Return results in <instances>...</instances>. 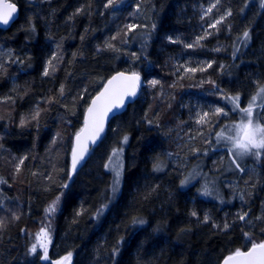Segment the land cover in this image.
I'll return each instance as SVG.
<instances>
[{
  "label": "trees",
  "instance_id": "obj_1",
  "mask_svg": "<svg viewBox=\"0 0 264 264\" xmlns=\"http://www.w3.org/2000/svg\"><path fill=\"white\" fill-rule=\"evenodd\" d=\"M8 1L19 13L0 30V192L7 194L6 206L0 200V264H52L69 252L72 264H221L248 248L245 233L264 242V159H245L240 171L216 137H228L242 107L264 87V0H115L109 8L106 0ZM182 64L206 68L196 72L202 92L183 85L190 72ZM118 71L142 74V91L73 173L70 150L85 109ZM237 95L238 108L228 99ZM182 107H199L200 116L181 121ZM175 119L190 132L182 159L175 144L185 135ZM117 147L124 167L113 195L105 164ZM60 193L50 261L42 262L23 234Z\"/></svg>",
  "mask_w": 264,
  "mask_h": 264
},
{
  "label": "snow or ice",
  "instance_id": "obj_2",
  "mask_svg": "<svg viewBox=\"0 0 264 264\" xmlns=\"http://www.w3.org/2000/svg\"><path fill=\"white\" fill-rule=\"evenodd\" d=\"M219 2V0H217ZM115 3V0H106V3L104 4L105 8L112 7ZM215 7V5H213ZM17 11L16 7L13 4H3L0 6V23L7 25L11 18H13V13ZM81 11L80 9H77V12ZM209 12L212 11V8L208 9ZM232 13L231 11H228L224 16H222L220 19L216 20L210 27L215 28L218 24L223 23L224 19H226L227 16H230ZM128 28V31H133L136 25H126ZM32 31H35V28H32ZM210 33H205V36L198 37L196 44H199L200 40L204 39L207 35ZM249 38V31L245 30L242 34L241 41H247ZM112 39H116V37H112ZM169 42H177L176 40H173V38L169 37ZM111 47V45H108ZM194 44H185V47L192 48L194 47ZM99 50V49H98ZM220 49L217 48L216 51H219ZM239 49L237 48L236 51ZM235 56V53H234ZM56 57L53 56V59ZM22 62V61H21ZM52 60H49L44 68L43 75L47 76L49 75V66H51ZM212 64L208 63L207 67H211ZM184 72H190L195 73L197 71H205L206 68L204 67H185L183 64L181 65ZM224 66L221 65V68ZM153 86L157 85L159 82L157 80H152L150 82ZM115 85V87H114ZM140 86V76L139 74L133 72L130 75H126L123 72L117 73L114 75L110 80L107 82V86L104 88L103 91H101L95 98L91 100V104L87 107L85 120H84V126L75 134L74 137V145L72 147V172L75 173L77 170L78 165L81 164V162L85 159L86 154L89 151V144H95L96 140L99 138L100 133L104 129V119L105 117L110 113L113 112L114 109H120L124 106L126 98L129 97H135L137 95V89ZM60 95H64V85L62 84L60 86ZM261 92H264V87L260 89ZM259 95V94H258ZM83 98V97H81ZM228 99L231 100L232 104L235 107H239V100L240 97L232 96L228 97ZM256 97H253V100H255ZM51 102V101H49ZM222 109L220 107H217L215 109L216 113H220ZM241 111L244 113L245 116H247L248 120L247 123H244L243 121L240 124H237L234 128L235 136H228L225 137L223 131L216 133L217 140H225L227 139L230 143V147L227 149L228 156L231 159V163L236 166V168L240 171H243V169L240 166L239 159L243 158L244 156H247L249 154L255 155L256 157L261 156L260 151L252 152V149H262L264 148V127H261L259 122L254 123L253 122V110H252V104L250 103L246 108L241 109ZM39 110L36 111L35 115L33 116V119H36L39 117ZM209 115L208 112L203 113V115L196 121L197 124H200L207 116ZM21 123L23 124L24 121L22 120ZM128 137L124 136L122 143H127ZM53 143H55V140H53ZM123 149L122 148H114L112 150L111 155L108 158V163L105 164L106 170H111L115 173V179L112 186V191L115 194V192L118 190L119 185V179L121 176V155H122ZM23 164V159L20 160L19 164L16 166L17 172L20 170V165ZM161 166L159 164L155 165L156 170H159ZM71 178V177H69ZM0 183H3L2 180H0ZM187 183V178L185 180L181 181V185ZM65 188L68 187L67 184L63 185ZM204 195H208V188L207 186L204 187L203 190ZM63 193H60L56 196V198L51 202V204L45 209V213L47 216H51L56 210L57 205L60 202L61 196ZM241 199H243V196H241ZM106 207V206H105ZM103 207L98 210L97 217L102 214ZM81 213L78 212L77 215H80ZM192 215H196V213H192ZM248 214L245 212L244 214L239 216V219L241 221H245V218ZM18 219L19 217H15ZM209 217H204V222H208ZM259 219V218H258ZM134 224H143V219H133ZM216 227V225H213ZM4 227V224L2 221H0V229ZM224 229L227 230L229 228V224H224ZM245 237H248V234L245 233ZM35 243H33L30 248L29 252L35 254L37 252V247L41 248L43 250V256L41 257L44 260H48V254H47V247L48 242L50 241V235H49V227L46 226L44 228H41L40 231L35 236ZM119 243V242H118ZM119 251L118 248L113 250V255L117 254ZM72 256V253L69 252L67 256L63 257L60 261L55 262V264H68ZM224 264H264V242L261 243H255L252 242V247L247 252H241L240 250H237L233 256L228 257Z\"/></svg>",
  "mask_w": 264,
  "mask_h": 264
},
{
  "label": "rangeland",
  "instance_id": "obj_3",
  "mask_svg": "<svg viewBox=\"0 0 264 264\" xmlns=\"http://www.w3.org/2000/svg\"><path fill=\"white\" fill-rule=\"evenodd\" d=\"M196 66H200V63L197 64ZM182 78H183V85H189V87H191V88H193L195 90H198V91L203 90L202 87H204V86H199V81L201 80V78L198 77V75H197L196 72L195 73H189L186 77L184 76ZM178 81H179V79H178ZM160 87H161V90H159V91L161 92V91L164 90V88H163V86H160ZM183 88H184V86H183ZM183 88L182 87H179L178 89H183ZM210 88H212V86L211 87H209V86L207 87L206 86V89H209V91L211 90ZM260 89L253 96V97H256V99L253 100V97H252L251 100L248 101L242 107V109L243 108H246L251 103L252 104V110H253V122L254 123L259 122L260 125H261V127H264V111L262 113L259 112V110L261 108L264 110V92H261ZM181 110H183L182 117H180L181 121H183L185 119L188 120V117L190 119V117H193V116L195 118H198L200 116L199 107H193V108L182 107ZM247 120H248L247 116H245L244 113L241 112L240 119L238 120V122L235 123L233 129L231 130V133L228 136H230V135L231 136H235V134H236L235 131H234L235 126L237 124H240L242 121L244 123H247ZM175 122L178 123V124H180V126H182V128L184 127L181 124V122H179L178 120L175 119ZM185 122H188V121H185ZM181 131H182L183 135H185V138L184 139L182 138L183 140L180 139V141H178L175 144V152L177 151L178 152V155H179L176 159H178V158L182 159V157H183L182 155H184L185 152H188L189 148L191 147V144H190L191 138H187L186 139V137H189L190 136V132L188 130H184V128ZM219 142L221 143V141H218V143ZM224 143L226 144L225 148H227V149L231 146L227 139L224 140ZM220 151H221V153L223 152V150H220ZM256 151H260L261 152V156L260 157H256L255 155L249 154L247 156H244L243 158H240L239 159V162H242L245 159H249V160L253 161L254 165L260 164L261 163V160L264 159V148H262V149H252V152H256ZM229 160L231 161L230 158H229ZM186 161H187V159H186ZM106 163H108V160L106 161ZM123 167H124V153L122 152V155H121V169H120L121 176H120V179H119L118 190L115 192V194L112 191V194L113 195H116L119 192V190H120V187H121V184H122V177H123ZM107 171L109 172V176L111 177L112 186H113V182H114V179H115V173L113 171H111V170H107ZM70 177L71 178H69V180L66 182L67 185H69V183L71 182V179H72L73 176H70ZM112 186H111V188H112ZM186 186H187V184L184 185V187H186ZM1 189H2V186H0V190ZM6 197H7V194L0 192V200L3 202L4 206H6L5 203L7 202L6 201ZM60 204H61V199H60L59 204L57 205V210L50 217L47 216L46 213H45V215L43 214V217H41L39 219L31 220L29 222L28 228H25V229H27L26 230L27 232L23 234V236H26L25 237V241L28 244V248H30V246L33 243L36 242L35 241V236L40 231V229L48 226L49 227V235H50V241L48 242V247H47V254H48L49 248H50L51 243H52V226H51V222L58 215L59 210H60V206H61ZM12 208H14V206ZM6 210H9V206H7V209ZM0 221L3 222V220H1V219H0ZM3 224H4V222H3ZM252 242L261 243L260 241H257L255 239L251 238L250 235H248V237H245L244 236V243L248 247L252 246ZM36 253H39L40 260L42 262L50 261L49 258H48V260H44V259L41 258L43 256V250L41 248H39V246L37 247V252ZM65 256H67V255H64L61 258L53 261L52 264H55V262L60 261ZM72 259H73V255L71 256V259L68 262V264H72Z\"/></svg>",
  "mask_w": 264,
  "mask_h": 264
},
{
  "label": "water",
  "instance_id": "obj_4",
  "mask_svg": "<svg viewBox=\"0 0 264 264\" xmlns=\"http://www.w3.org/2000/svg\"><path fill=\"white\" fill-rule=\"evenodd\" d=\"M9 3H10V4H13V3H11V2L8 1V0H0V6H2L3 4H9ZM13 5L16 7L17 11H16L15 13H13V18L10 19V21H9V23H8L7 25H4V24L0 23V30H3V29H6V28L10 27V26L16 21V19L18 18V13H19V12H18V7H17L15 4H13ZM120 72H123V71H118V72H116V73H113L109 78H107V79L105 80V82L103 83V85L101 86V88H100V89H99V90H98V91L92 96V98L90 99V101H89L87 107L91 104V100H92L93 98H95V96H97L101 91L104 90V88L107 86V82H108V80H110L114 75H116L117 73H120ZM123 73H125L126 75H130V74H132L133 72H123ZM135 73H137V72H135ZM137 74H139V76H140V86H139V88L137 89V95H136L135 97H129V98H126V100H125V104H124V106H123L122 108H120V109H114L113 112H110V113L105 117V119H104V129H103V131L100 133V136H99V138L96 140L95 144H91V143L89 144V151H88V153L86 154L85 159L81 162L80 165H78L77 170L83 165V163L85 162V160H86L87 157L89 156L91 150L94 149V148L100 143V141L103 139V137H104V135H105V133H106V130H107V127H108L110 121H111L113 118H115V117L121 115V114L127 109V107H128L129 105L133 104V103L137 100V98H138L140 92L142 91L143 85H144V77H143L142 74H140V73H137ZM114 87H115V85H114ZM87 107H86L85 112H84V115H83L82 125H81L80 129L84 126V120H85V115H86ZM80 129H79V130H80ZM79 130H78V131H79ZM78 131H77V132H78ZM75 134H76V133H75ZM74 137H75V135H74ZM74 137H73V140H72V146H71V151H70V170H71V171H72V167H71V165H72V147H73V145H74ZM77 170H76V171H77ZM251 247H252V246L248 247L246 250H242L241 252H247V251H249V250L251 249ZM234 254H235V253H234ZM234 254H232V255H230V256H233ZM230 256H228V257H230ZM228 257H226V258L221 262V264H224V261H225Z\"/></svg>",
  "mask_w": 264,
  "mask_h": 264
}]
</instances>
